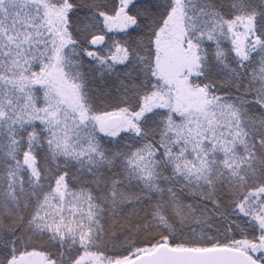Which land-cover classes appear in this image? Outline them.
Segmentation results:
<instances>
[{"label": "snow or ice", "instance_id": "1", "mask_svg": "<svg viewBox=\"0 0 264 264\" xmlns=\"http://www.w3.org/2000/svg\"><path fill=\"white\" fill-rule=\"evenodd\" d=\"M0 264H264V0H0Z\"/></svg>", "mask_w": 264, "mask_h": 264}]
</instances>
